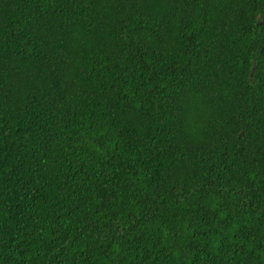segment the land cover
<instances>
[{"label": "trees", "instance_id": "obj_1", "mask_svg": "<svg viewBox=\"0 0 264 264\" xmlns=\"http://www.w3.org/2000/svg\"><path fill=\"white\" fill-rule=\"evenodd\" d=\"M0 264H264V0H0Z\"/></svg>", "mask_w": 264, "mask_h": 264}]
</instances>
